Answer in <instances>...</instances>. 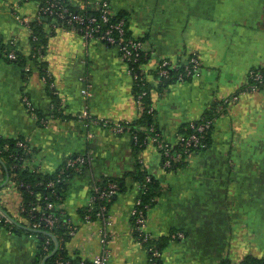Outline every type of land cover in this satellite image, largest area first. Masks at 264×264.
Instances as JSON below:
<instances>
[{
    "label": "crops",
    "instance_id": "obj_1",
    "mask_svg": "<svg viewBox=\"0 0 264 264\" xmlns=\"http://www.w3.org/2000/svg\"><path fill=\"white\" fill-rule=\"evenodd\" d=\"M43 1L0 0V39L6 44L15 40L20 52L18 63L0 53V136L26 141L33 151L31 166L42 174H54L72 156L89 159L83 173L67 183L63 203L79 225L71 251L86 259L100 255L101 222L84 223L82 212L92 203L96 186L116 179L122 190L109 208L108 264H146L132 218L141 161L158 184L149 230L157 239L173 232L185 235L169 243L165 264H239L263 258L264 89H246L249 73L264 71V0H106L114 16L127 19L129 35L144 42L148 60L143 70L162 135L176 143L188 123L215 112L208 148L192 152L186 164L170 172L162 168V154L154 145L137 156L129 133L118 135L75 118L88 104L95 117L136 121L140 109L133 78L117 47L85 41L77 30L61 25L53 29L50 19L40 20L44 45L35 49L30 25L39 21ZM65 1L80 9L103 0ZM35 51V60L51 75L50 87L34 63ZM194 54L201 61L199 75L160 88L155 75L160 61L184 62ZM88 84L92 97L86 101L81 91ZM234 96H239L236 101ZM21 205L20 190L3 182L0 210L19 225L25 221ZM27 242L0 226V264H33L35 253L26 249Z\"/></svg>",
    "mask_w": 264,
    "mask_h": 264
},
{
    "label": "built area",
    "instance_id": "obj_2",
    "mask_svg": "<svg viewBox=\"0 0 264 264\" xmlns=\"http://www.w3.org/2000/svg\"><path fill=\"white\" fill-rule=\"evenodd\" d=\"M65 0H49L47 5L40 7L38 12V18L41 15H49L62 20L69 27L80 26L81 28L75 29L83 36L85 41L97 40L105 43L109 46L117 47L119 50L122 61L127 65V73L133 78V82L142 81L140 73H136L134 68L131 67L137 64L141 60L143 44L141 41L125 37L127 33V26L124 20L118 22H111L113 14L110 11V5L108 1L103 0L96 5L90 3L83 4L80 8L82 11H100V19L96 17L86 18L81 14L71 12L65 4ZM65 20V21H64ZM55 21H57L55 19ZM54 21V28L58 27V21ZM103 26L105 29H103ZM95 33L98 36L94 38ZM9 44L15 45L16 41L11 40ZM1 53V51H0ZM2 54V53H1ZM5 58L9 60H15L16 55L14 51L3 54ZM177 62L171 59H163L157 66L159 74L165 79L169 78L170 71L175 69ZM201 67V61L199 57L194 54L188 57L184 61V67L182 73L178 74V81L181 83L186 82L187 78H194L199 75ZM140 68L143 66L140 65ZM48 79H51V75L47 73ZM47 77L45 79L47 80ZM249 80L253 83L249 85L246 91H258L261 86H264V72L253 70L249 73ZM82 97L87 101L92 97V85L88 84L86 88L81 91ZM146 95L143 92L139 95V101ZM239 96H234L232 101H236ZM24 103L33 109L30 100L25 97ZM229 102L225 100V103ZM139 109L141 110L142 107ZM150 114L155 115V106L150 107ZM75 118L80 121L90 124L102 125L109 128L113 133L118 135L126 134V126L129 121H123L120 123H113L110 120L95 117L90 109L89 105H85L82 111L75 114ZM47 121H43V124ZM215 119L202 118L198 121H192L189 124L190 134L188 136L180 135L176 143L169 142L155 127L151 125L149 128H142V131L147 133L144 144L146 146L154 145L157 150L162 154L163 162L162 168L166 172L175 170L178 164L183 160L187 161L191 153L196 149H206L208 146V134L214 127ZM132 140L137 143L139 141L136 135L131 136ZM1 138V136H0ZM17 146L24 149L25 156L32 154L30 145L24 140H18ZM176 147H180L181 151H176ZM33 158V157H32ZM32 160V159H31ZM31 160H25V164L31 168L33 172L41 173L39 167L31 166ZM89 159L85 156H72L68 159L65 169L60 171L58 179L66 174V170H73L76 175L83 173V166L86 165ZM64 179V178H63ZM64 181V180H63ZM146 181H150V176L146 177ZM3 180L0 176V186ZM22 185H16L13 183V187L19 189ZM49 188H54L55 183L50 182ZM119 187L116 182H108L106 185H99L95 187L92 203L87 207L88 214L83 218L84 223L91 224L94 221L101 222V228L99 234L101 236L100 245L102 251L100 255L91 258H85L77 253L71 251V240L75 238L79 232V225H77L71 218L62 219L64 215H67L66 211L62 208L60 210V216L49 212L53 210V204L47 203L46 207H39L36 204L27 212V217L24 215L26 212L25 207L21 205L20 211L24 218V224L19 225L13 221L5 212L0 210V223L4 226H19L25 228L28 231L34 232V237H31L30 243L35 246L34 248V263L37 264H108L111 257L110 253V235L109 229L113 226V222L110 219L109 208L101 207L95 208L94 201L111 202V200L118 193ZM147 191L146 184L138 185V196L132 209V218L134 222L133 235L136 243L143 247L147 254L146 264H165V253L159 249L148 246L151 239L156 238L149 230L148 216L146 210L148 206H142V199L140 198V191ZM56 192H53L55 195ZM38 217V221H34ZM62 219V220H61ZM68 230L69 239L66 241L61 235L55 233L58 229ZM185 237L183 232H177L171 234L172 241L181 240ZM66 251V256H63L61 251ZM60 253V254H59ZM55 256V257H54Z\"/></svg>",
    "mask_w": 264,
    "mask_h": 264
},
{
    "label": "trees",
    "instance_id": "obj_3",
    "mask_svg": "<svg viewBox=\"0 0 264 264\" xmlns=\"http://www.w3.org/2000/svg\"><path fill=\"white\" fill-rule=\"evenodd\" d=\"M49 0H44L41 4V7H44L47 5ZM67 4V3H65ZM67 8L74 13H78L83 15L86 18H92V17H96L97 19H100V11L94 10V11H82L79 8H74L72 6H70L69 4H67ZM43 19H50L52 21H55V19L58 21V24L68 28V29H79L81 28L80 26H72L69 27L68 25H66L62 20L58 19L56 17V15L53 16H49V15H41L39 21H36L35 23H32L30 26L33 29V41L36 42V47L35 49L41 48L44 45V38L43 35L41 34V30H40V20L42 21ZM124 20L126 26L128 25L127 23V19L123 16H114L112 17L111 22H118ZM55 21V22H57ZM65 21V20H64ZM55 24V23H54ZM53 27V26H52ZM54 29V27H53ZM103 29H105V27L103 26ZM79 32V31H78ZM98 36V33H95L94 38H96ZM125 37H131L134 38L133 36L129 35V33H126ZM137 39V38H135ZM95 40V39H93ZM139 41L142 42L143 44V51H142V56H141V60L135 64L134 66L131 65V67L134 68V71L136 73H140V76L142 77V81H136L134 82V96L135 99L137 101V105L138 107L140 106V108L142 107V109L140 110V117L136 120V121H129V124H127L126 126V131L127 133H129L131 136L136 135L139 139V141L137 143H135L133 141V145L136 151V155L138 156L143 150L144 148H146L147 146L144 144V139L147 135V133L145 131H142V128H149L151 125H155L156 129L160 132V130L158 129L157 124L155 123V115L150 114L148 111L150 109V107L154 106L153 103V99H152V87L150 86V83L147 79V76L144 72V70L142 71V68H140L141 66H144L147 63L148 60V53L145 51V47H144V42L141 39H137ZM109 46V45H108ZM0 51L3 54L5 53H9L10 51H14L15 55H16V59L15 60H9L8 58H6L8 61L13 62V63H18L20 60V52H19V48H18V44L16 43L15 45L12 44H6L3 43V41L0 39ZM37 53V51H35L33 54ZM37 57V54L33 55L34 58V63H38L40 69H41V74L44 77H47V67H45L41 61L39 60H35ZM121 57V56H120ZM38 58V57H37ZM183 67H184V62H177V65L175 67V69H172L170 71L169 74V78L165 79L164 77H161L159 74V70L156 69L155 75L156 78L158 79L159 86L160 88L163 87H167L170 84H176V83H181L180 81H178V74L182 73L183 71ZM264 72V71H262ZM192 80V78H187V81ZM47 83L48 86L50 87L52 84V79H48L47 77ZM253 82L251 80H249V84L247 85V87L249 85H251ZM264 89V86H261L259 88V90ZM143 92H146V95L139 101V95H141ZM56 95V94H55ZM55 101L57 102V96H54ZM225 103V102H224ZM227 104V103H226ZM217 112V110H216ZM156 113V110H155ZM215 112L205 118L207 119H215ZM191 123V122H190ZM187 124V126L185 127V131H182V133H180L181 135L184 136H188L190 134V128H189V124ZM161 133V132H160ZM162 134V133H161ZM210 134L211 131L208 134V146H209V138H210ZM18 140H23V139H18ZM18 140H9V139H5V138H0V176L3 180V182H11L12 184H18V185H22L19 190L21 192L22 195V206L25 207L26 212L24 213V215L27 217V212L34 207V205L36 204L39 207H46L47 203H52L53 204V210H50L49 212H53L56 215L60 216V210L63 207V203H64V199L66 197V190H67V183L69 182V180L76 175L73 170L69 169L66 170V174L62 177V179H58V175L60 173V171L65 169V166L60 168L57 172H55L54 174H42V173H37V172H33L31 170L30 167H28L25 164V160H31L33 157V153L29 154L27 156H25V151L24 149L20 148L17 146V141ZM207 146V148H208ZM206 148V149H207ZM182 149L180 147H176V151H181ZM201 150H205V149H196L194 151H201ZM193 151V152H194ZM33 152V151H32ZM140 163H138V185H143L146 184L147 187V191L143 192L140 191V198L142 199V206H148L147 210H146V215L148 216L149 210L156 204L157 198H158V184L157 181L155 180V178L142 166L141 161H139ZM187 161H181L177 166L180 167L183 164H186ZM89 165V162L83 166L84 170L87 168V166ZM177 167V168H178ZM150 176V181L147 182L146 181V177ZM64 178V179H63ZM64 180V181H63ZM50 182H54L55 183V187L49 188L48 184ZM108 182H116L118 184L119 187V192L122 190V184L120 183L119 180L116 179H106L101 185H106ZM56 192L55 195H53V192ZM113 199L111 200V202H105V201H99L96 200L94 201V206L96 209L97 208H101L103 206L110 208V205L112 203ZM88 214L87 211V207L84 209V211L82 212V218H84L86 215ZM60 218L62 219H66L68 218L67 215H64L63 217L61 216ZM61 219V220H62ZM38 221V217L34 220V221ZM134 225V222H133ZM0 226H4L2 223H0ZM7 228L8 231H10L11 233H17L18 235H22L25 238H28L29 240L31 239V237H34V232L28 231L25 228H21L19 226H9L6 225L4 226ZM55 233H58V235H61L66 241H68L69 239V234H68V230L65 229H58L56 230ZM177 232H173L171 234H174ZM171 234L169 237H163L161 238H154L151 239L148 243L149 247L152 248H156L159 249L160 251L164 252L169 243L172 241L171 239ZM63 256H66L67 252L66 251H61ZM60 254V253H59ZM55 257V256H54ZM37 264V261L36 263ZM89 264V263H87ZM228 264V263H226ZM239 264H264V257L263 258H247L245 259L243 262L239 263Z\"/></svg>",
    "mask_w": 264,
    "mask_h": 264
},
{
    "label": "rangeland",
    "instance_id": "obj_4",
    "mask_svg": "<svg viewBox=\"0 0 264 264\" xmlns=\"http://www.w3.org/2000/svg\"><path fill=\"white\" fill-rule=\"evenodd\" d=\"M63 208V207H62ZM61 208V209H62ZM34 248H35V246L34 245H32V244H30L29 242H27V247H26V249L30 252V251H32V250H34ZM33 252V251H32Z\"/></svg>",
    "mask_w": 264,
    "mask_h": 264
}]
</instances>
